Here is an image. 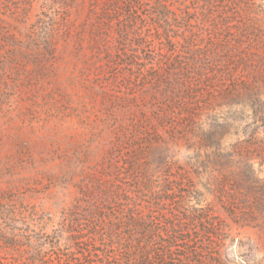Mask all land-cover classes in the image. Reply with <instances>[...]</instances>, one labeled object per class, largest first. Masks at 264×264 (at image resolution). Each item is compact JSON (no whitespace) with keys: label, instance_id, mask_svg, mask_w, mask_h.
Masks as SVG:
<instances>
[{"label":"trees","instance_id":"trees-1","mask_svg":"<svg viewBox=\"0 0 264 264\" xmlns=\"http://www.w3.org/2000/svg\"><path fill=\"white\" fill-rule=\"evenodd\" d=\"M91 2L118 52L98 69L122 96L90 153L117 147L95 165L71 159L87 180L51 238L34 233L37 219L19 222L2 233L0 264H264L227 254L228 212L264 232V0ZM140 95L153 96L151 119Z\"/></svg>","mask_w":264,"mask_h":264},{"label":"rangeland","instance_id":"rangeland-1","mask_svg":"<svg viewBox=\"0 0 264 264\" xmlns=\"http://www.w3.org/2000/svg\"><path fill=\"white\" fill-rule=\"evenodd\" d=\"M91 1L0 0V244L2 233L31 218L37 219L34 233L51 238L61 206L71 203L87 180L71 175V159L80 156L95 165L110 161L117 147L107 141L103 150L90 153L94 139L98 144L93 128L122 96L110 94L98 69L113 64L118 52L108 44L105 28L97 32L103 27L100 8L92 13ZM135 97L137 113L146 111L151 119L153 96ZM223 111L234 119L242 116L236 108ZM190 154L183 147L180 158ZM234 189L229 186L231 195ZM227 214L237 235L228 256L260 260L263 230L239 226Z\"/></svg>","mask_w":264,"mask_h":264}]
</instances>
